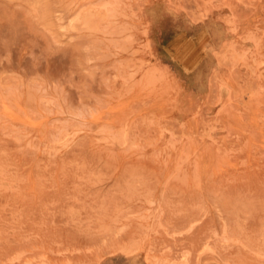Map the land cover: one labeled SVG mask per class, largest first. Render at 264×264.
I'll return each instance as SVG.
<instances>
[{
	"label": "rangeland",
	"instance_id": "rangeland-1",
	"mask_svg": "<svg viewBox=\"0 0 264 264\" xmlns=\"http://www.w3.org/2000/svg\"><path fill=\"white\" fill-rule=\"evenodd\" d=\"M0 264H264V0H0Z\"/></svg>",
	"mask_w": 264,
	"mask_h": 264
}]
</instances>
